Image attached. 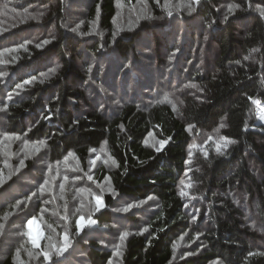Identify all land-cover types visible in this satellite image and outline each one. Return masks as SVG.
<instances>
[{"label": "trees", "instance_id": "obj_1", "mask_svg": "<svg viewBox=\"0 0 264 264\" xmlns=\"http://www.w3.org/2000/svg\"><path fill=\"white\" fill-rule=\"evenodd\" d=\"M150 2L159 14L155 0ZM202 2V27L193 31L191 27L189 37L175 40L173 29L163 26L167 33L161 39L154 36L157 55L153 70L145 72L142 64L134 66L130 71L133 84L122 86L129 81L123 73L121 86H117L118 77L109 76L103 66L91 69L90 78L87 63L100 44L64 29L67 11L61 1L47 19V25L59 21L58 36L40 48L32 40L31 28L18 23L25 16L16 9L24 4L0 0V49L24 35L31 38L16 54L20 64L10 70L4 83L7 132L25 134L31 140L46 139L52 160L74 151L86 162L91 147L107 142L117 162L109 172L116 195L107 194L105 207L95 215L101 226L113 228L116 220L123 222L113 210L119 198L128 203L149 197L158 201L157 210L146 218L148 230L135 231L126 239L123 264H208L213 260L264 264V124L257 122V105L248 99L264 105V15L260 11L264 0H229L239 7L229 11L227 5L221 6L222 17L214 7L216 0ZM91 11L100 13L102 27H112L115 0H96ZM10 21L12 24H6ZM140 35L139 30L128 33L127 39H117V55L142 59L137 45ZM244 56L250 58L244 60ZM56 59L60 68L41 83L47 63ZM32 77L36 78L34 91L29 87L23 95H15L16 84ZM92 80H96L94 84ZM105 81L113 93V98L106 97L109 102L101 98ZM189 84L197 87H185ZM9 93H13L10 100ZM171 93L180 100H167ZM49 113L50 118L45 119ZM221 123L226 127L220 128ZM151 132L161 141L168 140L159 152L144 143ZM194 135L214 141L202 151L195 150L190 158ZM220 137L235 141L222 154L215 147ZM11 186L6 190L11 191ZM181 190L190 197H182ZM126 216L130 226L140 225L135 214ZM185 232L199 233L202 249L173 260V243ZM90 240L84 245L89 263L108 264L113 252L109 238L106 243ZM7 248L6 254L0 248V264H15L18 245L11 243ZM250 252L256 254L249 256Z\"/></svg>", "mask_w": 264, "mask_h": 264}, {"label": "rangeland", "instance_id": "obj_2", "mask_svg": "<svg viewBox=\"0 0 264 264\" xmlns=\"http://www.w3.org/2000/svg\"><path fill=\"white\" fill-rule=\"evenodd\" d=\"M58 1L62 2L67 11V18L62 22L64 29L71 31L75 36L86 39L88 42L97 40L100 44L97 52L92 54L91 63L88 61V68L99 70V67L103 66L109 76L114 73L118 77L115 84L117 86H121L120 76L123 73L129 81L123 83L122 86L133 84L130 71L134 66L142 64L143 71L153 70L157 55L154 36L158 35L161 39L167 33L163 26L167 25L169 29H173L174 33L172 34H174L175 40H184L186 36L189 37L191 35L193 29L195 30L204 25L199 18V9L203 7V0H200V3L195 5L196 10L192 13H189L184 7L185 4L189 3V0H168L167 7H165V0H159V3L155 0L158 4L157 10L160 12L159 14L155 13L150 0H115L116 13L112 19V27L110 29L101 26L99 12L93 14L91 11L96 0H47L46 2L44 0H20L24 5L16 9V12L25 17L18 20V23L31 28L30 32H34L32 40H36L35 43L40 48L46 46L47 43H44V41H49L53 37L58 36L57 25L59 27V21L54 20V25H51V23L47 25L48 16L52 13L53 8L58 5ZM213 4L216 10L218 9V12H220V17L224 14L220 7L227 5L229 8V5H231L229 0H216ZM168 10H171V16L167 14ZM147 16L152 18H145ZM187 16L191 17L187 18ZM32 17L38 18L33 19ZM10 23L11 21L6 24ZM212 23L215 24L216 19L212 20ZM191 27L192 31H190ZM73 29H76V31H73ZM139 30L141 35L137 45L143 61L132 54L128 55L127 58H121L117 55L114 49L116 40L119 38L127 39L126 35L128 33ZM201 30L205 31L206 29ZM114 33L116 35L113 40ZM25 40L28 43L31 38L24 35L19 42L0 49V53H2L0 60L4 61V63H0V72L7 73L6 76L0 77V101L4 102V105H0V176L4 179V183L0 184L1 252L6 254L8 252L7 246L11 243H16L19 254L15 251V264H90L84 245L91 241V238L100 239L105 243L107 238H109L108 244L113 249L112 264H123L126 240L120 248L122 255L114 256L116 246L120 245V234L124 231L131 234L135 231L145 232L142 231L144 228L148 230L146 218L157 210L158 201L154 197L153 199L137 201L135 203L139 204V207H133L128 212H120L118 209L129 204V200H120L119 198L116 200L113 210L119 218L122 217L123 222L120 223L116 220L113 228L101 226L95 218L98 211L95 208L93 194L101 196L105 207V196L109 193L113 194L114 190L109 172L117 166L107 142H103L100 147H91L89 150L90 155L86 162L82 161L74 151L70 152L73 155L68 153L65 156L67 159L64 157L52 160L49 157L50 147L46 139L31 140L25 134L7 132L5 128L7 96L4 94V83L10 74V70L12 68L17 69L20 64L16 54L24 50L21 45L25 46L27 44L23 42ZM208 60L210 61V57H208ZM57 65L61 66L59 59L49 61L44 68L46 70L45 73H49V70L56 68ZM107 69L109 70L107 71ZM92 70L90 73L91 79L93 77ZM51 76L43 77L42 80H48ZM95 81L92 80V84ZM35 84L36 82L33 84L32 81L30 84L25 85L23 90H18V93L14 94L23 95L29 87L34 91ZM106 84L107 81L101 84L102 87L100 89L104 91V96L101 98L102 101L109 102L106 97L108 95L109 98H113V93L110 94L112 89L107 87ZM115 85L113 84L112 86ZM129 88L130 92L134 94V87L131 86ZM2 93L4 94L3 99ZM166 99L174 102V100H180V97H176L174 93H171L170 95L167 94ZM175 104L180 105L176 102ZM261 108H264V105L260 104L257 106V122L264 124V119L260 118ZM189 130L192 132L193 127L189 126ZM211 140L212 142L214 141L213 139L204 140L198 135H194L193 143L189 149L190 158H193L195 150L200 149L202 151L206 149L207 144ZM41 141L46 142V146L44 144L38 146L36 142ZM160 141L155 133L151 132L145 138L144 143L160 147ZM37 147H39L38 151L35 150ZM92 149H95V152L91 151ZM97 156L100 158L96 159ZM94 159L96 163L92 166L90 162ZM21 160L24 161L23 166L20 165ZM105 160L108 161L107 164L104 162ZM113 160L115 163H113ZM64 176H67L68 180L65 181L63 179ZM89 176L92 177L91 180L88 179ZM45 180L48 181V184L45 187V191L40 193L38 188L44 184ZM187 180L186 191L191 184L190 177ZM61 183L64 184L63 190L59 187ZM8 184L13 187L11 191L6 190ZM82 188L86 191L81 192L80 189ZM34 192L37 193L36 196H32ZM29 196H31V200L26 199ZM187 197L190 196L187 195ZM243 200L247 202L246 199ZM17 201H24V203L17 208L15 206ZM251 204H254V202ZM42 209L43 211H41ZM134 214L135 217L140 219V225L138 226H130L125 222L127 221L126 215ZM81 216L84 217L86 224L89 218L95 220L96 224L90 227L86 226L83 230L78 231L76 221ZM33 217L35 219L32 220L31 225H28L27 221ZM64 217L67 218L65 219ZM252 220L253 222L256 220L255 214H253ZM116 231L117 234L112 235ZM65 235H67V241H65ZM33 240L36 241L35 244L32 243ZM66 243V250L58 255L57 249L65 248ZM173 244H176L175 258L173 260L197 254L202 249L199 238L187 232L180 234ZM45 252L48 253V258H45ZM186 253L190 254L186 255ZM208 264L225 263L221 260H213Z\"/></svg>", "mask_w": 264, "mask_h": 264}, {"label": "snow or ice", "instance_id": "obj_3", "mask_svg": "<svg viewBox=\"0 0 264 264\" xmlns=\"http://www.w3.org/2000/svg\"><path fill=\"white\" fill-rule=\"evenodd\" d=\"M157 3H159V0H157ZM199 3H200V0H189V3L185 4L184 7L187 9V11H188L189 13H192V12H194V11L196 10L195 5H198ZM167 4H168V0H165V7H167ZM234 7H239V5H235V6H233V5H229V11H232ZM260 11H261V15H264V9H261ZM167 14H168L169 16H171V15H172L171 10H168V13H167ZM32 18H33V19H36V18H38V17H32ZM145 18H147V19H151L152 17H151V16H147V17H145ZM224 18L227 19V16H225ZM73 31H76V29H73ZM115 35H116V34L114 33V34H113V40L115 39ZM48 42H49V41H47V40L44 41V43H48ZM26 43H27V42H26ZM21 47H24V45H21ZM37 47H39V45H37ZM101 47H103V45H101ZM5 51H9V50H5ZM253 51H257V50H256V49H253ZM0 55H2V53H0ZM249 58H250L249 56H244V57H243L244 60H248ZM0 63H4V61L0 60ZM237 63H240V62L238 61ZM59 67H60V66L57 65L56 68L50 69V70H49V73H42L41 76L47 78L48 75H55V74H56V71H57V69H58ZM88 71L91 72V68H89ZM6 75H7V73L0 72V77L6 76ZM35 79H36L35 77H32L30 80H25V81H23L22 83L16 84L15 89L13 90V92H14V93H18V90H23V88H24L25 85L30 84V83H31L33 80H35ZM42 82H43V80H41V83H42ZM185 87L196 88L197 86L194 85V84H189V85H186ZM199 90H200V91H203V89H199ZM12 95H13V93H9V94H8V99H9V100L11 99V96H12ZM248 99H249V100H252V102H253L254 104H256L257 106L260 105V101H259V100L254 99V98H252V97H249ZM5 108H6V105H5ZM50 116H51V113H49V116H48V117H44V118H45V119H48V118H50ZM260 118H261V119H264V108H261V109H260ZM190 127H191V126H190ZM224 127H226V125L223 124V123H221V124H220V128H224ZM217 131H219V129H218ZM6 135H7V134H6ZM169 139H170V138H169ZM209 139H212V138L210 137ZM167 142H168V140H162V141H160L159 143H160V145L162 146V145L166 144ZM36 143H37L38 146L41 145V144H44V145L46 146V142H44V141L36 142ZM230 143H235V141H234V140H230L228 137H220V138H219V141L216 142V144H215L216 151L222 154V150H223V149H226V148H227V145L230 144ZM26 144H27V142H26ZM35 150L38 151V150H39V147H37ZM160 150H161V149H160L159 147L156 148V151L159 152ZM91 151L95 152V149H92ZM69 155H73V154H72V153H69ZM205 156H207V153H205ZM99 158H100L99 156L96 157V159H99ZM65 159H67V157H65ZM104 162H105L106 164L108 163L107 160H105ZM23 163H24V161L21 160V161H20V165L23 166ZM95 163H96V160H95V159L92 160V161L90 162V164H91L92 166H94ZM113 163H115L114 160H113ZM188 163H191V160H189ZM49 170H50V169H49ZM63 179L66 181V180H68V177H67V176H64ZM77 179H78V177H77ZM88 179L91 180L92 177L89 176ZM3 183H4V179H3L2 176H0V184H3ZM47 184H48V181L45 180V181H44V184H42V185L39 186L38 191H39L40 193H43V192L45 191V187H46ZM189 186H190V185H189ZM59 187H60L61 190H63V189H64V184L61 183ZM80 191H81V192H84V191H86V190L82 188V189H80ZM113 194H115V193H114V190H113ZM36 195H37V193H35V192L32 193V196H36ZM93 195H94V199H95V208H96L97 211H99L102 207H104L103 200H102V198H101L100 195H95V194H93ZM180 195H181L182 197H184V196H187L188 193H186L185 191L181 190ZM195 198H196V197H191L190 199H195ZM26 199L31 200V196L27 197ZM148 199H153V197H149ZM22 203H24V201H17V203H16L15 206L18 208V207L20 206V204H22ZM139 206H140V205H139V204H136V203H129V204L125 205L124 207H122L121 209H118V211H120V212H128V211H130L133 207H139ZM185 207H187V205H185ZM41 211H43V209H42ZM64 218L66 219L67 217H64ZM33 219H35V217H33L32 219H29V220L27 221L28 225H31ZM195 219H197V217L194 215V216H193V220H195ZM76 223H77L78 231H79V230H83V228L86 227V226H89V227H90V226H92V225H95V224H96V221H95V220H92L91 218H89L88 221H87V224H86V223L84 222V217L81 216V217L76 221ZM142 231H147V228L142 229ZM130 234H131V233H129V232H127V231H124V232H122V233L120 234V237H119V239H120V245L116 246V249H115V251H114V256H121V255H122V253H121V251H120V248H121V246L123 245V243H124V241L126 240V238H127ZM199 235H200V234L198 233V234H197V237H198ZM181 239H183V237H181ZM65 241H67V235H65ZM32 243L35 244L36 241L33 240ZM66 247H67V243L65 244V248L57 249V254H58V255H59V254H62L63 251L66 250ZM173 249H174L173 258H175L176 244H173ZM17 254H19V249H17ZM188 254H190V253H186V255H188ZM255 254H256V253H251V252H250L248 255H249V256H252V255H255ZM44 256H45V258H48V253L45 252V253H44ZM109 264H112V260H111V259L109 260Z\"/></svg>", "mask_w": 264, "mask_h": 264}]
</instances>
